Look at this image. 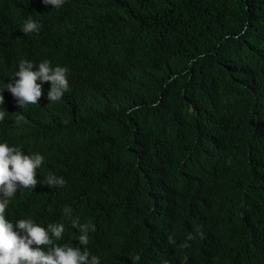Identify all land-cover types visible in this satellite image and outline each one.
<instances>
[{"label": "trees", "instance_id": "16d2710c", "mask_svg": "<svg viewBox=\"0 0 264 264\" xmlns=\"http://www.w3.org/2000/svg\"><path fill=\"white\" fill-rule=\"evenodd\" d=\"M21 60L67 67L72 90L0 93V143L45 157L9 222L62 223L77 247L69 206L100 264H264V0H0V88Z\"/></svg>", "mask_w": 264, "mask_h": 264}, {"label": "clouds", "instance_id": "9594fccd", "mask_svg": "<svg viewBox=\"0 0 264 264\" xmlns=\"http://www.w3.org/2000/svg\"><path fill=\"white\" fill-rule=\"evenodd\" d=\"M43 3L59 9L66 0H43ZM40 27L35 21L28 19L23 24L22 31L25 35L39 33ZM15 71L13 80L4 84L0 93L6 89L22 109L28 105H38L43 94L47 102L53 105L66 102L71 94L67 67L52 65L48 60L39 64L21 60ZM3 104L4 96L0 95V105ZM6 116L7 112L0 110V122ZM23 120L24 116L18 114L15 124ZM44 162L45 157L39 153L25 154L20 147L9 146L6 142L0 143V264H100L99 257L88 250L90 233L96 231L95 225L91 222L81 224L78 217H72L69 206H65L63 212L70 220L71 227L78 230V235L75 236L79 243L77 247L56 243L63 238L65 232V225L62 223H50L45 228L32 218L19 219L14 224L6 219L9 205L17 192L33 191L40 183L36 178L37 170ZM66 183L63 176L51 173L43 182L49 188H62ZM174 235L173 233L168 236L170 244L176 243ZM199 235L203 238V233ZM193 239L195 237L191 234L187 237L188 241ZM33 245L37 247L34 248ZM39 246H45L48 251L41 250ZM179 246L187 248L190 245L182 243ZM134 259L139 261L140 256L136 255Z\"/></svg>", "mask_w": 264, "mask_h": 264}]
</instances>
